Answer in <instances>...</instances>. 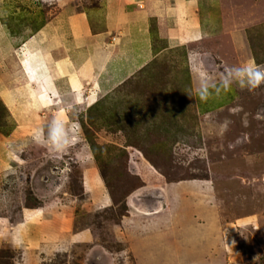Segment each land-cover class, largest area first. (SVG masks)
I'll use <instances>...</instances> for the list:
<instances>
[{
  "label": "rangeland",
  "instance_id": "rangeland-1",
  "mask_svg": "<svg viewBox=\"0 0 264 264\" xmlns=\"http://www.w3.org/2000/svg\"><path fill=\"white\" fill-rule=\"evenodd\" d=\"M175 2L0 0V264H264V0Z\"/></svg>",
  "mask_w": 264,
  "mask_h": 264
},
{
  "label": "crops",
  "instance_id": "crops-1",
  "mask_svg": "<svg viewBox=\"0 0 264 264\" xmlns=\"http://www.w3.org/2000/svg\"><path fill=\"white\" fill-rule=\"evenodd\" d=\"M128 1H132L133 4L135 3V0H128ZM181 2H182V0L181 1L180 0H176L175 5L171 6L174 10H172L169 7H168L167 10L169 12L171 11L172 13H174L176 11L175 8L178 6L177 10L180 13H183V11H185V10H184L183 4H181ZM116 4H117L116 5L117 8L112 10L114 15L118 11V14L115 15L116 17H115L114 22L116 23V25H114V27L115 26L117 27L119 24H121L120 22L124 19L123 15H121V12H120L121 11V7L124 6V5L122 3H120V2H118ZM138 5L140 6V3H138ZM110 13H111V11H110ZM175 14H177V13H175ZM88 21H89L88 17H86V18L85 17H80L77 20H75L74 22L80 23L79 28H80V26H82L83 29H85L84 30L85 34H87L88 31H86V29L88 28ZM192 22H194V21H192ZM109 24H112V23H109ZM191 26L194 28V24L191 25ZM191 26H189V29H188L187 33H191L192 32V31H190V27ZM112 28H113V26H112ZM77 34L78 33H76V35L75 34L71 35V41H73L75 43L73 45H75V46L76 45H82V44L84 45V44H86L85 41H87L88 44H89L88 49H87L89 53L86 55V58L84 59V61H82V64L80 66L78 64H77V66L76 65H72V64H69L67 66L66 61L63 60V59H61L57 63V69H58L57 70V75H60V76H64L65 75V77H67L69 79V83H70L71 87L73 88V90H75V91L79 90V86H80V83H81V78H88L89 80H92V79L95 80L94 76H95L96 73L98 74L97 69H98L99 72H100V70L102 71V69L104 67H106L108 62H111V61L112 62H116V60L119 59V57L122 56L121 54H123L122 46H118L117 45V46H114L115 48L112 47V49L113 48L115 49V50H113L115 52H112V49H111V51L109 53L110 55L109 54H105V51H102L105 56L102 58V60H100V63H99L100 56L98 57V61H94L93 62L92 59H93L94 56L96 57L98 53L102 54V52L100 50H102L101 46H103L105 44L104 43L105 41H103V39H105V38H103V39L101 38L100 39V37H99L100 35H98L97 38L98 37L99 38H98V40L95 43V40H93V38H92V36H94V35L90 34L89 38H87L86 36H85V38L84 37L80 38L81 35H77ZM101 36H103V35H101ZM94 37H96V36H94ZM57 42H59V41L57 40ZM99 46H100V48H99ZM25 50L26 51H25V54H24V56H25L24 61L25 60L28 61V65L33 68V73L35 75V76H33V74L31 75L32 76V84H31V86L36 88V86H39V85L42 84L43 86H46L47 90H49L50 94H52V91H53L52 87L54 86V84H53L54 79H53V77L51 75V72H50L51 69H50V64L48 63V59H46L44 57V55H41V54L39 55V53H34L33 51H29V49H25ZM133 50H134L135 53H137L136 49H133ZM108 55H109V57H108ZM42 65L44 67H42ZM41 69L46 70L43 73L44 76H45L44 77L45 79L43 77H41L39 79L41 74L38 73V75H37L35 73V72H37V71H39ZM63 70H65V71H63ZM103 70H104V75L107 76V70H105V68ZM110 70H108V74L109 75H111L110 74L111 73ZM37 78L40 81V83H37V80H36ZM74 88H77V89H74ZM32 97L33 96H31L30 99H32ZM9 99H10V97H9ZM44 100L46 101V98H44ZM11 101L12 100H10V103H11ZM52 228H54V227H52Z\"/></svg>",
  "mask_w": 264,
  "mask_h": 264
},
{
  "label": "clouds",
  "instance_id": "clouds-1",
  "mask_svg": "<svg viewBox=\"0 0 264 264\" xmlns=\"http://www.w3.org/2000/svg\"><path fill=\"white\" fill-rule=\"evenodd\" d=\"M236 71L237 72L255 71L257 79L255 80V82L249 81V87L250 88H255V87L259 86L261 81H264V72L260 71L259 69H252L249 67H245L243 69H237ZM241 86H244L243 81H241Z\"/></svg>",
  "mask_w": 264,
  "mask_h": 264
},
{
  "label": "bare ground",
  "instance_id": "bare-ground-1",
  "mask_svg": "<svg viewBox=\"0 0 264 264\" xmlns=\"http://www.w3.org/2000/svg\"><path fill=\"white\" fill-rule=\"evenodd\" d=\"M32 74H33V76H35L34 73H33V71H32ZM41 77H42V75H41ZM43 77H44V76H43ZM36 80H37V83L40 82V81L38 80V78H37Z\"/></svg>",
  "mask_w": 264,
  "mask_h": 264
}]
</instances>
